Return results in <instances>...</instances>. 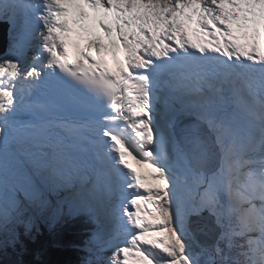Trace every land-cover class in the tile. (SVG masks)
<instances>
[{"label": "snow or ice", "instance_id": "1", "mask_svg": "<svg viewBox=\"0 0 264 264\" xmlns=\"http://www.w3.org/2000/svg\"><path fill=\"white\" fill-rule=\"evenodd\" d=\"M0 34L10 243L49 213L83 264H264V0H0Z\"/></svg>", "mask_w": 264, "mask_h": 264}, {"label": "trees", "instance_id": "2", "mask_svg": "<svg viewBox=\"0 0 264 264\" xmlns=\"http://www.w3.org/2000/svg\"><path fill=\"white\" fill-rule=\"evenodd\" d=\"M72 220L65 216L51 230L49 222H47L48 225L44 228V231L37 238L35 237V243L33 242L31 245L29 254L27 256L23 255V257H26L27 260L34 257L35 261L30 260V264H73L77 261L74 251L77 248V244L83 243L86 238L85 230L88 229L89 225L85 220L76 221L82 223L83 229L73 234L70 229ZM24 245L25 243L21 244V247H24ZM25 246L27 247V245ZM43 256H46V259L42 258ZM41 260L45 262H40ZM19 264H22L21 258H19Z\"/></svg>", "mask_w": 264, "mask_h": 264}, {"label": "rangeland", "instance_id": "3", "mask_svg": "<svg viewBox=\"0 0 264 264\" xmlns=\"http://www.w3.org/2000/svg\"><path fill=\"white\" fill-rule=\"evenodd\" d=\"M2 40V39H1ZM111 51H106L105 56L110 55ZM50 199H52L53 203L55 202V197H50ZM49 217V213H44V214H36L35 215V227L32 230V233L30 234V236H27L30 239H33L35 233H36V227L38 226V220L42 219V220H46ZM100 238V241L103 239V237H98ZM12 244L8 241L7 237H3V234H0V260H2V258H6L10 256V249L12 247ZM94 257L92 256L91 259H93ZM2 263V262H1Z\"/></svg>", "mask_w": 264, "mask_h": 264}, {"label": "water", "instance_id": "4", "mask_svg": "<svg viewBox=\"0 0 264 264\" xmlns=\"http://www.w3.org/2000/svg\"><path fill=\"white\" fill-rule=\"evenodd\" d=\"M0 39L3 40L2 44L0 45V55H2L6 47V39L2 34H0ZM3 264H17V260L16 258H11L10 260L5 261Z\"/></svg>", "mask_w": 264, "mask_h": 264}, {"label": "bare ground", "instance_id": "5", "mask_svg": "<svg viewBox=\"0 0 264 264\" xmlns=\"http://www.w3.org/2000/svg\"><path fill=\"white\" fill-rule=\"evenodd\" d=\"M2 42H3V40L0 39V45L2 44ZM7 260H10V259H6V261H7Z\"/></svg>", "mask_w": 264, "mask_h": 264}]
</instances>
